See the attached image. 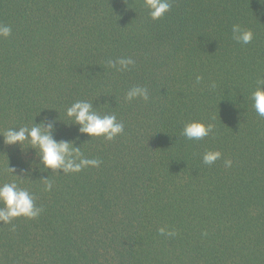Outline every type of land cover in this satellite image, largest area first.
<instances>
[{"label": "trees", "instance_id": "16d2710c", "mask_svg": "<svg viewBox=\"0 0 264 264\" xmlns=\"http://www.w3.org/2000/svg\"><path fill=\"white\" fill-rule=\"evenodd\" d=\"M171 2L154 21L143 0H0L12 28L0 38V131L67 120L76 100L124 123L107 141L58 120L55 138L101 163L33 171L22 186L43 211L0 221V264H264V117L251 99L264 77V0ZM233 24L251 28L252 42L235 41ZM121 57L135 64L108 66ZM136 85L148 102L125 100ZM192 120L215 129L189 140ZM33 159L0 136V182L13 179L8 164L23 176Z\"/></svg>", "mask_w": 264, "mask_h": 264}, {"label": "clouds", "instance_id": "9594fccd", "mask_svg": "<svg viewBox=\"0 0 264 264\" xmlns=\"http://www.w3.org/2000/svg\"><path fill=\"white\" fill-rule=\"evenodd\" d=\"M262 2V0H261ZM144 7L148 10V16L152 20H159L165 16L172 8L171 0H143ZM264 3V2H262ZM12 28L7 24L0 23V38H7L11 35ZM254 37L251 28H242L239 24L232 26V38L241 44H249ZM109 67L117 71H126L135 64L131 57H121L116 60L107 61ZM202 76H196V83L199 84ZM215 87V84H212ZM126 101L141 99L145 102L150 100V93L147 87L136 85L129 88L125 94ZM253 108L256 114L264 117V77H258L256 88L251 94ZM94 100V99H93ZM93 100H76L65 109L67 120L54 117L49 119L45 116L40 122L33 120L32 126H13L0 131V136L4 137V142L8 145L18 144L21 149H32L34 159L28 169H22L23 176L14 174L15 169L7 166V171L13 176L8 182H0V221L5 224L12 222L14 218L25 217L28 219L37 218L43 211V207L37 206L35 196L27 187H23L33 171L44 172L51 169V173L69 174L78 173L86 167H99V159H89L81 151V145L76 146L73 140H57L55 138L56 123L62 120L66 125L74 124L79 126L80 133H86L89 137H103L107 141L114 140L124 133V123L117 119L115 113L100 114L94 107ZM107 103V102H105ZM104 103V104H105ZM215 123L204 122L202 120H192L186 122L182 129V135L189 140H202L213 133ZM27 145L25 148L24 146ZM220 150H208L203 154V163L211 165L220 159ZM227 166H231L232 161H225ZM45 191H51L54 181L40 178ZM14 230V226H13ZM160 234L172 236L174 232L166 231L164 227L159 228Z\"/></svg>", "mask_w": 264, "mask_h": 264}]
</instances>
